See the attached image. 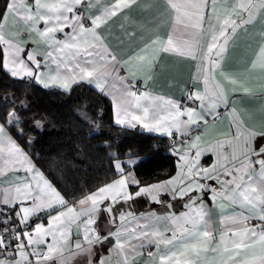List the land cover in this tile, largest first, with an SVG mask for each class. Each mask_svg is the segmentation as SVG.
I'll use <instances>...</instances> for the list:
<instances>
[{"label": "crops", "instance_id": "0c3cea01", "mask_svg": "<svg viewBox=\"0 0 264 264\" xmlns=\"http://www.w3.org/2000/svg\"><path fill=\"white\" fill-rule=\"evenodd\" d=\"M26 2L29 6L33 4V0H26ZM41 2L53 7L63 4L66 0H41ZM187 2L188 0H91L92 6L83 9L85 17L102 16L104 9L116 3H120L121 7L115 15L102 19L94 28V32L100 36V42L95 41L91 33H85L78 36L77 40L69 42L79 44L81 49L86 46L85 40L88 44L102 43L116 57L115 61H109L106 66L99 57L84 56L82 52H77L76 48L65 49L63 52L56 50L57 46L48 38L68 40L69 37L66 34L72 32L71 27H64L63 31L57 30L54 33H48L47 37L40 38L36 31L29 29L28 23L31 21L25 23L18 17L9 16L3 34L6 39L19 44L23 49L21 58L25 60L28 67L33 69V76L22 72L20 78L27 77L43 86L58 87L64 90H70L80 82L91 83L98 90L103 89L101 91L112 100L115 121L117 105L121 104L122 98L129 101L134 100L126 95V89L136 92L137 96H143L147 92L151 99L162 97L178 102L182 108H196L204 113L208 121L207 124L201 121L189 125L186 133L183 130L178 132L173 128L172 135L169 136L162 131H149L143 126L144 123L154 124L161 116L168 115L169 107L165 106L162 100L156 99V105L159 108L152 106L151 99H141L139 101L141 108H136L134 103L126 105L130 112L140 116H143L142 108L148 107L149 115L141 122L126 121L125 124L119 125L167 136L171 140V149L177 160L174 173L167 178L156 179L148 184L137 186L134 167L146 157L132 156L117 159L115 164L119 162L123 170H117L119 175L99 188L122 178L126 179V186L102 196L96 205L98 211L94 213L92 225H86L84 221L87 217L81 215L76 223L69 225L65 221L64 224H52L49 228L51 217L57 214L62 207L58 204L52 209L40 211L45 213L44 217L39 216L40 212L30 214L27 220L29 225L24 223V229L32 232L35 238L34 226L43 224L46 229L55 233V248L58 249V251H53L49 259L40 260L39 264H125L126 255L128 256L127 264H161V257L170 255L173 251L177 252V256L167 261V264H177V261L184 264L186 260L189 264H236L241 258L237 256L235 259H228L234 253L224 251L225 247L231 249L232 242L239 239L232 234L233 231L243 227L229 218L239 216L241 213L249 216L253 214L249 213L246 208H242L239 202L234 204L225 200L223 196H217L214 200L211 189L215 188L219 192L221 184L215 179H202L201 177L208 175L205 173L195 178L199 184L205 185L204 188L197 185L195 190L189 191L183 197L178 195L174 197L172 189H179L183 184L192 182L193 178L188 174L190 166L192 172L201 168H209L220 175L221 180H230V176L222 174L223 168L238 165L244 157V149H247V155L252 160L264 157V153L259 152L264 147V68L257 63L260 50L264 47V12L255 14L253 23L242 24L230 36L222 58H218V65L209 70L202 60L181 56L174 52L158 51L159 46L152 43L154 40L166 41L169 35L173 36L175 43L190 39L188 32L191 29H185L183 23H177V18L186 20L184 12H191L192 9L182 7L177 11L171 7L172 3L184 5ZM236 3L238 0H216V12L212 16L213 25L217 24V19L222 23L223 19L230 15L229 9ZM81 8L83 5L78 6L76 11L80 12ZM41 12L50 19L48 25L43 20H39L35 24L36 29L43 30L47 26L56 25L55 16L59 14L58 12L49 11L48 8H42ZM68 15L71 17L72 13ZM232 15L233 18L240 19L239 16ZM85 25L90 26V21L86 20ZM60 34L62 36H59ZM210 38L211 31L205 28L201 36V49L209 43ZM46 40L48 43H45ZM2 46L4 65L11 57L5 51L8 45L2 43ZM33 51L37 53L36 60L40 62L39 69H36L34 62L26 59L27 54ZM47 52H52V57H47ZM86 60H92L94 63H86ZM254 63L256 67H253ZM78 64L79 67H77ZM81 68L87 70L95 68L96 71L93 77L81 79ZM50 77L57 78L51 80ZM204 77L209 78L208 88H215L216 91L223 93L227 104L225 106V102L218 103L215 116L208 115L205 109L199 108L200 101L190 100V104L186 106L183 104L184 98L188 97L190 91L204 93ZM66 78H69L67 89L61 86ZM97 79H99L100 87H97ZM233 80L236 83H233ZM204 103L207 104L208 99ZM221 109L224 112L219 115ZM179 119L186 120L187 116L179 117ZM0 125L5 124L0 121ZM5 128L6 136L11 137L23 149L31 164L34 165V169L43 174L44 178L70 206H75L78 212L81 211V206L78 204L79 199L69 202L10 133L6 125ZM197 137H199L198 140ZM0 148L4 149L0 152V202H2L5 191L14 188L18 182L16 181L17 176L30 178L32 173L23 170L27 165H24L20 172L12 170L20 165L8 162L14 157L9 156L10 146L6 139L0 140ZM197 151L200 152L198 159ZM180 155L185 156L183 161ZM252 171H258V165ZM169 181H172V184H168ZM154 185H164L165 188L156 193L155 199L148 193L140 192L141 188ZM41 187H43L42 183ZM99 188L82 198L97 192ZM125 192L130 198L125 197ZM193 200L195 204H192ZM25 204L30 206L32 201L28 200ZM201 206L206 213L204 219L207 222V230L211 233L210 237L190 234L193 225L188 221L197 218ZM19 207V203H16L15 208ZM88 207H91L90 202L84 206V208ZM109 208L111 211L106 210ZM86 227L90 229L87 234L94 240L91 245L83 239ZM197 228L203 231L205 225L199 224ZM183 229L189 231H182ZM116 233L120 234L119 241L125 245L123 250L117 247ZM97 235L101 237L99 241H95ZM174 235L175 239H173ZM43 238L46 241L45 244L33 245L25 251L31 253L36 250L46 254L47 245L53 243L54 237L46 235ZM165 239H171L172 243H157ZM77 241L89 250L76 249ZM15 243H12L13 247L10 251H15ZM185 244L196 247L195 249H184ZM259 248L260 245L257 244L255 249L257 254ZM181 251L184 255H179ZM247 251L251 253L253 250L248 249ZM0 258L3 257L0 256ZM15 259L21 264H27L18 254ZM28 259L35 264L36 256L30 255ZM255 264H259V261L257 260Z\"/></svg>", "mask_w": 264, "mask_h": 264}, {"label": "snow or ice", "instance_id": "6c2138e0", "mask_svg": "<svg viewBox=\"0 0 264 264\" xmlns=\"http://www.w3.org/2000/svg\"><path fill=\"white\" fill-rule=\"evenodd\" d=\"M83 5L80 12L76 11L78 6ZM91 0H66L61 5H55L49 7L46 4H42L41 0H33L32 6H29L26 0H7L5 4L4 11L0 14V42L8 45V48L5 50L6 54L10 55L11 59L4 64V67L10 72L13 77L21 76L22 72L27 73L28 76H33V69L28 67L25 63V60L21 58V52L23 49L19 44L14 43L11 40L5 38L3 32L4 27L8 23L9 16L13 18H20L28 23L29 29L36 31L37 35L40 38L48 36V33H54L57 30L63 31L64 27H71L72 32L68 35L69 39L61 41L55 39V37H49L48 40L51 43L57 46L56 50L63 52L65 49L76 48L77 52H82L84 56L99 57L100 60L105 62V66L109 61H115L116 57L111 52L108 51L102 43H91L88 44L87 40L84 41L86 45L81 49L80 45L77 43H70L69 41L77 40L78 36H82L85 33H91L94 37V40L100 42V36L94 32V28L98 26L99 22L102 19H106L109 16L116 14V11L120 9L121 4L116 3L110 8H106L103 11V15H97L93 17H85L83 15V9L91 7ZM33 7L35 11L33 12ZM171 7L180 10L182 7L191 8V12H184V16L187 17L186 20H181L177 18V23H183L185 29H191L188 32L190 39L183 40L181 43H175L173 36L169 35L166 41L154 40L152 43L158 45V51L162 52H174L178 53L181 56H189L193 59L202 60L205 62L206 66L211 70L213 67L218 65L219 59L222 58V54L225 51L230 36L235 33V31L241 27L242 24L247 25L251 24L254 21L255 14L264 12V0H238V3L233 5L230 9V15L225 17L222 23L217 19V24L213 25L212 16L216 12V0H188L184 5H178L172 3ZM42 8H48L49 11H56L59 14L55 16L57 21L55 26H47L43 30L35 28V24L39 20H43L46 25H48V20L50 17L44 15L41 12ZM62 9V11H61ZM69 13H72V16L69 17ZM235 14L240 17V19L233 18ZM246 14V15H245ZM90 21V26L85 25V21ZM208 28L211 31V38L209 43L201 49V36L203 35L204 29ZM231 29V31H229ZM18 34V33H15ZM48 40L45 43H48ZM92 49V51H89ZM203 52V55L201 53ZM36 52L33 51L27 54V61H32L35 63L36 69L40 68V62L36 60ZM52 52H47V57H52ZM144 59V57H140ZM86 63H94L92 60H86ZM257 63L261 68H264V47L261 48L259 57L257 58ZM11 65V67L9 66ZM79 67V64L77 65ZM253 67H256V63L253 64ZM96 71L95 68L92 70H87L81 68V79L91 78ZM57 77H50L51 80H55ZM74 78V77H73ZM69 78H66L62 83V87L67 89L69 87ZM123 79V78H122ZM205 91L203 94L192 90L188 94V99L193 101H200L199 108L205 109L208 112V115L215 116V109L217 108L218 103L225 102L223 93L218 92L215 88L209 89V78L204 77ZM236 83L235 80L232 81ZM97 87H100L99 79H97ZM103 90V89H101ZM126 95L128 97L134 98L133 101L122 98L121 104L117 105L116 109V123L125 124L126 121L129 123L131 121L141 122L146 120L149 115V108L143 107L142 112L143 116L135 115L128 110L126 105L135 104L136 108H141L139 101L141 99H151L149 94L145 92L143 96H137L136 92L126 89ZM156 99L162 100L165 106L169 107L168 115L161 116L156 120L154 124L144 123L143 126L149 131H162L167 135H172V129L175 128L176 131L183 130L184 133L188 131V126L197 124L203 121L204 124H207L208 121L205 118L203 112L198 111L196 108L184 107L182 108L178 102H174L170 99H164L162 97H157L151 99V104L153 107L159 108L156 105ZM208 99V103L205 104L204 101ZM225 106H227L225 102ZM174 110V111H173ZM187 116L186 120H180L179 117ZM130 118V119H129ZM18 117L14 112H11L6 120L11 123L17 120ZM170 121V122H169ZM38 123V122H37ZM6 139L7 144L10 146L9 156L14 157L13 160L8 161L15 165H20V167H14L12 170L15 172H20L24 165H27L23 170L27 173H32L31 177L27 176H17L16 181H18L14 188H10L5 191L3 197V205L12 206L15 208L16 203H19L20 207L15 208V211L11 213L13 217L18 216V223H27L30 214H36L40 211H45L52 209L54 205H61V209L57 214L51 217L52 224H64L67 221V224L76 223L79 220L81 215L86 216L84 223L86 225H92L94 223V213L98 211L96 205L104 194L112 192L113 190L122 189L126 186V179L122 178L115 181L112 184L106 185L98 189L97 192L89 194L84 198L79 199L78 204L81 206V211H77L75 206H70L60 195V193L46 180L41 172L34 169V165L31 164L28 155L20 148L11 137L6 136L5 125H0V140ZM199 137H197V140ZM194 146V145H193ZM4 149L0 148V152H3ZM260 153H264V147L259 150ZM200 152L197 151L196 157L199 158ZM180 159L183 161L185 159L184 155H180ZM258 165V171H252L254 167ZM117 170L122 171V166L119 162L115 164ZM183 168V166H181ZM215 167V166H214ZM201 173L208 174L201 177L202 179H215L221 184V189L217 192V189L212 188L213 199L215 200L217 196H223L225 200L231 201L232 203L239 202L242 208H246L249 213L253 215H244L241 213L239 216L230 217L234 223H239L243 225L240 230L233 231V235L239 237L238 240L232 242V248H224V251H232L234 255L228 259H235V257H241L236 264H255L258 260L259 264H264V223L257 225H247L245 222L249 219L258 218L260 221H264V157L257 160H252L247 155V149H244V157L239 161V164H234L231 168L225 166L223 168L222 174L224 176H230V180H221L220 175H217L209 168H201L196 172H192L191 166L188 169V174L192 177V182L188 184H183L179 189L173 188V196L183 197L189 191L195 190L198 185L200 188H204L205 185L199 184L196 177H199ZM247 177V179H246ZM258 177V179L256 178ZM35 182V185H34ZM41 183L43 187H41ZM172 184V181L167 182ZM165 190L164 185H154L151 187L141 188L140 192L148 193L153 196V199L156 198V193L159 191ZM139 194V193H137ZM125 197L130 198L127 192L124 193ZM114 198V197H113ZM31 200L32 204L26 206L25 202ZM91 203V207L84 208L85 205ZM192 204H195V200L192 201ZM111 211V209H106ZM0 215H3V212H0ZM206 213L203 211L201 206L200 211L197 214V218L194 220H189L188 222L193 225L190 234L193 236H203L210 237L211 233L207 230V222L205 221ZM4 222H0V264H21L20 261L15 259L18 254L23 258L27 264H33L31 260L28 259L30 255L36 256L35 264H39L40 260L49 259L53 251H58L55 248V233L50 232L49 229H46L43 224H36L34 226L35 238H33L32 232H29L27 229H23L19 232L13 231L12 228H4L2 225ZM204 224L205 228L203 231L198 230L197 225ZM14 227V226H13ZM259 229V231H257ZM90 231L89 228H85V235L83 237L84 241L88 245H91L94 240L89 237L87 234ZM91 231H95L91 229ZM182 231H189L188 229H183ZM3 232H11V236L6 238L3 235ZM63 235V233H61ZM159 235L158 233H154ZM46 235H53L54 240L52 244L47 245V253L41 251L33 250L31 253L26 252L25 249L32 247L33 245L45 244L46 241L43 238ZM117 236V247L121 250L124 249V243L119 241V233L115 234ZM147 235V233H145ZM100 236L95 237V241H99ZM175 239V235L173 236ZM223 241V236L221 237ZM12 241H15V251H10L12 249ZM166 243L171 244V239H165L163 241H157V243ZM259 244V253L257 254L256 245ZM195 245L185 244L183 245L184 249L193 248ZM75 248L88 251L89 249L84 248L80 241L75 243ZM252 249L253 251L249 253L247 250ZM179 255H184V252H179ZM177 256V252L173 251L170 255H165L161 257V264H167V261L171 260L173 257ZM251 257V258H249ZM128 256H125V264H127ZM177 264H180L177 261ZM184 264H189L186 260Z\"/></svg>", "mask_w": 264, "mask_h": 264}, {"label": "trees", "instance_id": "16d2710c", "mask_svg": "<svg viewBox=\"0 0 264 264\" xmlns=\"http://www.w3.org/2000/svg\"><path fill=\"white\" fill-rule=\"evenodd\" d=\"M6 3L0 0V14ZM11 112L18 119L9 123ZM0 121L69 202L116 178L117 159L146 157L134 167L137 186L167 178L177 167L167 136L117 124L112 100L91 83L64 90L13 77L1 42Z\"/></svg>", "mask_w": 264, "mask_h": 264}, {"label": "built area", "instance_id": "2783aa9c", "mask_svg": "<svg viewBox=\"0 0 264 264\" xmlns=\"http://www.w3.org/2000/svg\"><path fill=\"white\" fill-rule=\"evenodd\" d=\"M59 36H62L61 34ZM183 104L186 106L188 104H190V99H188V97L184 98L183 100ZM224 112L223 109L219 110V115H222ZM15 209L12 208L10 205L9 206H5L3 205L2 202H0V212H3V215H0V222H4L3 223V227L4 228H12L13 231H21L24 229V223H18L19 221V217H13L11 215L12 212H14ZM40 217H44L45 213L44 212H40L39 213ZM247 225H257V224H261L264 223V221H260L258 218L256 219H249L245 222ZM27 225H29V223H27ZM14 226V227H13ZM3 235L8 238L11 236V232H3ZM15 241H12L11 243H14Z\"/></svg>", "mask_w": 264, "mask_h": 264}, {"label": "bare ground", "instance_id": "6f19581e", "mask_svg": "<svg viewBox=\"0 0 264 264\" xmlns=\"http://www.w3.org/2000/svg\"><path fill=\"white\" fill-rule=\"evenodd\" d=\"M13 208V207H12Z\"/></svg>", "mask_w": 264, "mask_h": 264}]
</instances>
